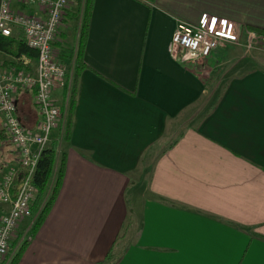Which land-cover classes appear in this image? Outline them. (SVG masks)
<instances>
[{
	"label": "crops",
	"instance_id": "obj_1",
	"mask_svg": "<svg viewBox=\"0 0 264 264\" xmlns=\"http://www.w3.org/2000/svg\"><path fill=\"white\" fill-rule=\"evenodd\" d=\"M77 4L52 43L65 65ZM9 8L45 18L34 4ZM204 13L264 29V0H93L70 135L51 134L62 178L14 264H264V66L232 59V75L209 95L210 58L222 47L199 64L169 48L174 22ZM10 36L23 39L17 27ZM15 61L0 52V74L23 71ZM52 97L64 107L65 87ZM13 100L34 129L33 91L18 88ZM4 158L0 177L15 158L0 117V168Z\"/></svg>",
	"mask_w": 264,
	"mask_h": 264
},
{
	"label": "built area",
	"instance_id": "obj_2",
	"mask_svg": "<svg viewBox=\"0 0 264 264\" xmlns=\"http://www.w3.org/2000/svg\"><path fill=\"white\" fill-rule=\"evenodd\" d=\"M9 1L0 0V34L9 36L12 27H17L25 44L35 50L36 57L31 72L0 74V117L15 149V158L0 177V203L7 205L0 215V264H9L18 245L30 236L33 218L21 236L16 237L15 231L20 219L31 218L36 162L49 146L52 132L57 130L59 138L61 135L64 114L53 99L52 90L65 87V67L57 60L52 43L70 0H17L39 6L45 13L43 20L10 10ZM243 37L264 42V35L245 29L240 23L204 13L193 23L176 20L169 48L179 61L201 63L216 48ZM18 88L33 91L40 116L34 129L22 127L16 115L13 94ZM14 238L16 243L11 246Z\"/></svg>",
	"mask_w": 264,
	"mask_h": 264
},
{
	"label": "trees",
	"instance_id": "obj_3",
	"mask_svg": "<svg viewBox=\"0 0 264 264\" xmlns=\"http://www.w3.org/2000/svg\"><path fill=\"white\" fill-rule=\"evenodd\" d=\"M137 1L146 4L152 3L154 0ZM92 4L93 0H78L77 4L79 23L76 30L75 45L70 48L66 58V102L64 107L60 109L64 114V120L59 141H67L70 135L77 80L81 70L85 68V64L82 61V51L86 39ZM245 29L253 31L257 35H264L263 28L252 26L246 27ZM0 52L16 59L15 65L21 70L26 72L32 71L31 63L35 61L36 52L34 49L28 47L23 39L0 34ZM21 57L27 58V62H22L20 59ZM57 60L61 63L58 57ZM64 159V153L60 151L59 142L57 140L51 141L49 146L40 153L37 159L32 177V183L36 193L30 203L31 216L35 214L29 228L30 234H33L36 230L53 202L62 178ZM24 245L25 240L18 245L9 264H14L16 262Z\"/></svg>",
	"mask_w": 264,
	"mask_h": 264
},
{
	"label": "rangeland",
	"instance_id": "obj_4",
	"mask_svg": "<svg viewBox=\"0 0 264 264\" xmlns=\"http://www.w3.org/2000/svg\"><path fill=\"white\" fill-rule=\"evenodd\" d=\"M222 49V53H213V56L210 58L212 62L208 70V82H212L208 86L209 95H216L222 89L223 85H225L226 78L232 75V68L228 67L232 59L246 57V59L251 60L258 67L264 66V42L258 39L253 40L252 38L247 39L243 37L237 42L225 43ZM62 65L66 68L65 63H62ZM211 92H214V94H210ZM5 160L4 158L1 161V170L4 168ZM32 218L33 215L27 221H31Z\"/></svg>",
	"mask_w": 264,
	"mask_h": 264
}]
</instances>
